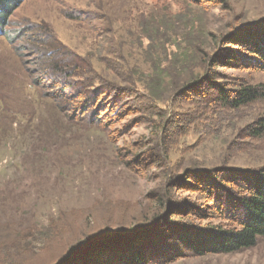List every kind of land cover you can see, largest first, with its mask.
I'll return each instance as SVG.
<instances>
[{
  "label": "rangeland",
  "instance_id": "374dc122",
  "mask_svg": "<svg viewBox=\"0 0 264 264\" xmlns=\"http://www.w3.org/2000/svg\"><path fill=\"white\" fill-rule=\"evenodd\" d=\"M227 2H21L0 30V264H60L101 238L151 264H264V238L190 244L236 226L219 208L264 169L248 50L264 0ZM248 88L259 99L234 107Z\"/></svg>",
  "mask_w": 264,
  "mask_h": 264
},
{
  "label": "trees",
  "instance_id": "16d2710c",
  "mask_svg": "<svg viewBox=\"0 0 264 264\" xmlns=\"http://www.w3.org/2000/svg\"><path fill=\"white\" fill-rule=\"evenodd\" d=\"M23 0H0V30L4 29L12 14L18 9ZM196 4L205 0H190ZM212 3H226L227 0H206ZM228 3V2H227ZM251 33V32H250ZM249 48L253 54L254 63L264 71V32L249 36ZM260 92L244 89L233 100L234 107H242L256 101ZM253 134H264V119L255 128ZM232 208H219L222 216L228 214L236 223L234 228L210 230L192 244L197 255L232 254L255 247L260 238H264V169L252 172L243 177L241 190L234 198ZM98 244V245H97ZM115 244V245H114ZM189 245V244H188ZM118 245L110 243L93 244L88 249L66 258L60 264H151L148 253L140 251L134 245L126 251L118 252Z\"/></svg>",
  "mask_w": 264,
  "mask_h": 264
},
{
  "label": "water",
  "instance_id": "95a60500",
  "mask_svg": "<svg viewBox=\"0 0 264 264\" xmlns=\"http://www.w3.org/2000/svg\"><path fill=\"white\" fill-rule=\"evenodd\" d=\"M101 239H102V238H101ZM101 239H92V240L88 241L87 243L80 245L79 247L75 248V249L72 251V253H70V256H68V257L71 258V257L74 256L75 254L80 253V252H82V251L88 249V248H89L90 246H92L93 244H96V243L100 242Z\"/></svg>",
  "mask_w": 264,
  "mask_h": 264
}]
</instances>
